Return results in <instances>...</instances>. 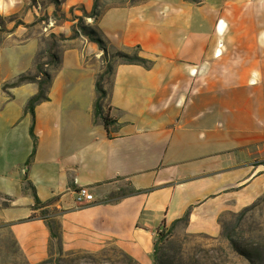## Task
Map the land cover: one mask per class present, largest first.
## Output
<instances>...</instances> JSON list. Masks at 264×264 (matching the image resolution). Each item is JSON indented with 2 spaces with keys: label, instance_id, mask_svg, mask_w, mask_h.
<instances>
[{
  "label": "crops",
  "instance_id": "obj_1",
  "mask_svg": "<svg viewBox=\"0 0 264 264\" xmlns=\"http://www.w3.org/2000/svg\"><path fill=\"white\" fill-rule=\"evenodd\" d=\"M36 2L0 0V14L22 22L7 21L0 40V221L25 258L48 259L56 239L65 252L112 244L153 264L159 231L173 223L219 238L223 215L264 191V0H134L103 10L91 22L99 35L150 61L113 60L108 128L95 116L105 52L83 33L69 38L70 9L91 12L95 0H62L59 23L54 6ZM45 29L69 39L49 99L35 107V145L25 107L38 83L1 84L34 72ZM82 186L92 202L76 201ZM48 207L55 214H37Z\"/></svg>",
  "mask_w": 264,
  "mask_h": 264
},
{
  "label": "rangeland",
  "instance_id": "obj_2",
  "mask_svg": "<svg viewBox=\"0 0 264 264\" xmlns=\"http://www.w3.org/2000/svg\"><path fill=\"white\" fill-rule=\"evenodd\" d=\"M30 1L32 4L37 3V0ZM39 1L44 7L54 6L55 9H53L51 15L55 20L54 23L63 22L67 18V13L61 7L62 0H59L58 4L56 0ZM126 1L134 0H98L99 11ZM82 9L83 6L78 5L72 7L68 12L69 18L75 20L73 26L78 28L81 25L80 16H84ZM77 16L80 18H77ZM91 17H83V24L92 26L91 22H96L97 19H95V16ZM14 18L16 21H20L17 15H9L4 19L5 26L7 21ZM49 18L48 14H41L39 20L45 19L46 23L49 24ZM45 30L42 37L40 60L42 58L48 60L50 63L46 65V68L54 70L56 64L48 56L46 50L54 45V52L60 56L62 46L60 36L62 35L56 34V37H54L52 32ZM79 30L81 31V29ZM2 36H4L3 31L0 30V40ZM115 50L109 46V53L105 57V66L102 72L106 69V62L121 59L116 55ZM137 51L139 49L134 48L128 53L133 55ZM45 210L46 214L52 215L57 211L53 207H48ZM44 212V210H40L37 214L43 215ZM53 224L55 225V222ZM222 225V235L216 239L202 235L184 234L181 230L176 229V224L161 227L157 236L158 239L162 234L159 242V261L156 264H264V191L257 200L239 212L224 214ZM113 247H116V245L110 244L97 252L81 250L65 252L57 245L55 239L51 245L52 254L48 258L49 262L36 264H130L120 252L112 249ZM123 261H126V263H123ZM0 264H33L25 258L9 228L3 226L1 221ZM153 264H155V260Z\"/></svg>",
  "mask_w": 264,
  "mask_h": 264
},
{
  "label": "trees",
  "instance_id": "obj_3",
  "mask_svg": "<svg viewBox=\"0 0 264 264\" xmlns=\"http://www.w3.org/2000/svg\"><path fill=\"white\" fill-rule=\"evenodd\" d=\"M189 1L201 3L204 0H189ZM59 2H60L59 0H56L57 4ZM82 11L84 13V16H80L81 18L79 16H77V18H80V23H81V25L79 26L80 28L73 26L72 27L73 34L69 38H74V37L78 36L80 33L87 35L91 40L97 42L103 48V50L105 52L104 56L106 57L108 55V49L110 46L109 42L99 35V32L96 28H94L93 26L83 24V17L95 16V19H98V17L102 13V11H99L98 0H95V4H94L93 10L91 12H88L85 9V7H83ZM4 19H5V17H3V15L0 14V30H2V31L7 30V28L4 24ZM17 23H22V22L18 21ZM79 29H81V31ZM52 35L54 37H56V34H52ZM69 38H66L64 35L60 36L61 40H65V39H69ZM53 47H55V46L51 45L50 49L46 50V52L48 53V56H50L54 60V62L56 64V66H55V69H56L60 63V56L56 52H54ZM137 48L139 49V47H137ZM115 53L119 58H121L122 60H124L126 62L139 63V64H143L145 66H150V61L147 58L141 56L139 54V51H137L135 54L132 55V54H129L128 52L116 49ZM40 56H41V52H39V54L37 55V58L35 61L34 72L22 73V74L18 75L13 81L5 82V83L1 84V89L6 91L8 88L18 86L22 83H26V82L38 83V86H39L38 92L29 99V101L25 107V111L30 112L33 115V124L31 126V135L33 136V138L35 140V145H36V136L34 133L35 107L40 102L46 101L49 99L48 89H49V86L52 82V70H49L46 68V65H49L50 62L48 60H43V58H42V60H40ZM106 63H107V65H106L105 71L99 74L97 81H96L97 97L95 100V116H102L103 120L105 122V125L108 128L109 125L111 124V122L113 121V119L111 117H109L108 115L103 114V101L107 97V91L104 88V80L106 79L107 76H110L112 74L113 64L111 61H108ZM34 154H35V147H34V150L31 154L30 158L28 159L27 163L31 161ZM42 205H43L42 201L35 194V209H38ZM44 211L45 212L42 215L43 218L46 217L45 216L46 210H44ZM32 216H36V214H33ZM175 224L176 223H173L172 226H174ZM49 226H50L51 231H52V236L55 238H59L60 236L58 234L57 225L49 223ZM161 238H162V234H160V237L155 242V253H154L155 264L158 263V261H159V242H160ZM112 249L120 252V254H122L129 261L130 264H140L135 258L130 256L128 253H126L124 250L120 249L119 247L116 246V247H113ZM46 262H49V259L44 260L41 263H46ZM123 263H126V261H123Z\"/></svg>",
  "mask_w": 264,
  "mask_h": 264
},
{
  "label": "built area",
  "instance_id": "obj_4",
  "mask_svg": "<svg viewBox=\"0 0 264 264\" xmlns=\"http://www.w3.org/2000/svg\"><path fill=\"white\" fill-rule=\"evenodd\" d=\"M76 201L80 204L92 202L94 200V194L90 191L88 186L79 187L76 191Z\"/></svg>",
  "mask_w": 264,
  "mask_h": 264
}]
</instances>
